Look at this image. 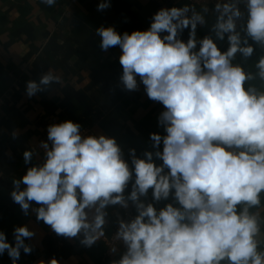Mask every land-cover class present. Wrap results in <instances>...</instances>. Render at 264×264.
Wrapping results in <instances>:
<instances>
[{
  "label": "clouds",
  "instance_id": "9594fccd",
  "mask_svg": "<svg viewBox=\"0 0 264 264\" xmlns=\"http://www.w3.org/2000/svg\"><path fill=\"white\" fill-rule=\"evenodd\" d=\"M110 6L101 0L97 11ZM213 11L215 23L202 39L197 28L207 24L202 12L209 8L189 5L161 8L147 30L96 29L102 51L121 50L123 88L134 92L142 84L163 105L158 125L165 134L150 133L153 150L143 158L129 149L130 166L115 137L84 136L71 120L49 125L43 160L13 180L10 195L25 216L31 209L56 235L91 247L105 234L107 207L127 209L131 202L134 218L117 214L115 238L125 251L111 264H264L258 239L264 218L252 211L264 193V55L255 73L234 63L238 54L251 58L255 47L264 51V0H217ZM185 29L186 42L180 38ZM225 39L222 51L217 41ZM59 79L49 69L39 82L26 83V94L31 98ZM257 79L259 87L251 83ZM33 156L24 151V163ZM149 190L152 202H146ZM170 197L173 202L154 206ZM35 235L17 226L12 244L0 231V255L7 252L17 264L21 250L32 253L25 239Z\"/></svg>",
  "mask_w": 264,
  "mask_h": 264
},
{
  "label": "crops",
  "instance_id": "0c3cea01",
  "mask_svg": "<svg viewBox=\"0 0 264 264\" xmlns=\"http://www.w3.org/2000/svg\"><path fill=\"white\" fill-rule=\"evenodd\" d=\"M100 2L56 0L48 6L42 0H0V231L12 244L17 226H27L36 233L34 238L25 239L33 245L32 253L24 254L21 250L17 264H39L53 257L59 264H111L123 254L117 249L112 257L108 256L104 239L111 237L118 223L117 214L123 219L131 202L127 209L108 206L104 236L85 247L79 238L56 235L50 226L37 221L31 209L25 216L11 198L13 180L43 160L40 144L47 142L48 126L66 120L81 124V129H89L95 135L115 137L130 166L129 149H135L140 158L145 151H152L150 133L165 134L158 125L163 105L150 100L142 84L134 92L123 88L119 80L121 50L117 46L102 51L96 29L113 26L120 34L137 27L143 31L150 27L152 17L161 8L189 5L202 12L206 7L191 5L188 0H110L109 8L97 11ZM208 8L209 13L202 12L207 24L198 26V39L210 34V26L216 20L214 9ZM189 30L185 29L180 37L185 42ZM217 43L222 51L228 47L226 39ZM260 55L264 51L255 47L251 58L244 61L238 54L234 63H242L246 71L255 73ZM49 69L60 78L59 83L54 82L29 98L26 83L39 82ZM251 83L260 86L258 79ZM162 148L161 144V151ZM26 150L34 153L27 165L23 160ZM130 191L131 184L125 195ZM146 202H152L151 190ZM169 202H173L171 197L154 206L159 209ZM37 206L32 203V207ZM257 210L264 218V193L259 209H252ZM258 239L264 241V224ZM0 264H12L7 252L0 255Z\"/></svg>",
  "mask_w": 264,
  "mask_h": 264
},
{
  "label": "built area",
  "instance_id": "2783aa9c",
  "mask_svg": "<svg viewBox=\"0 0 264 264\" xmlns=\"http://www.w3.org/2000/svg\"><path fill=\"white\" fill-rule=\"evenodd\" d=\"M188 1L190 2L191 5L206 6V7L212 8V9H214V5L217 2V0H188ZM240 7L242 10H244L243 4H241ZM81 133L84 136L95 135L89 129H81ZM142 199H144V198H142ZM134 209H135L134 205L131 204V209L125 213L123 219L127 221V220H131L132 218H134ZM117 230H118V223H117V226H116L113 234L111 235V237L104 239L106 246H107V255L110 257H112L114 255V253L111 252V248H113V247H115L116 249H120L123 252L125 251V248L122 245V243L115 238V233L117 232Z\"/></svg>",
  "mask_w": 264,
  "mask_h": 264
},
{
  "label": "trees",
  "instance_id": "16d2710c",
  "mask_svg": "<svg viewBox=\"0 0 264 264\" xmlns=\"http://www.w3.org/2000/svg\"><path fill=\"white\" fill-rule=\"evenodd\" d=\"M134 30H141V28H140V27H137V28H134V29H125V30H123V31L121 32V34H123L124 32L131 33V32L134 31ZM141 31H142V30H141Z\"/></svg>",
  "mask_w": 264,
  "mask_h": 264
}]
</instances>
